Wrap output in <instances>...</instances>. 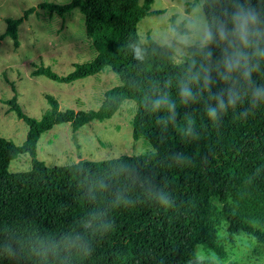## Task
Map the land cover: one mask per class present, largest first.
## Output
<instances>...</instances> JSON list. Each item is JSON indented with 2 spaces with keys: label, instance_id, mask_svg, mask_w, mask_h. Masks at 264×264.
Returning <instances> with one entry per match:
<instances>
[{
  "label": "trees",
  "instance_id": "obj_1",
  "mask_svg": "<svg viewBox=\"0 0 264 264\" xmlns=\"http://www.w3.org/2000/svg\"><path fill=\"white\" fill-rule=\"evenodd\" d=\"M221 2L203 0L205 12L218 10ZM251 2L264 10V0ZM153 3L41 4L61 16L78 9L95 56L73 64L66 75L43 64L31 74L72 83L110 69L119 84L104 91L96 109H61L47 94L49 107L39 119L25 114L15 97L4 101L27 133L20 144L0 136V264H215L202 255L205 248L221 249L220 229L250 234L264 246V107L241 118L245 101L213 122L206 106L215 101L202 82L192 85L197 99L184 104L179 82L187 64L138 33L144 17L159 13ZM21 22L6 19L4 35L15 46ZM135 45L144 49L143 60L135 58ZM195 59L199 64L202 57ZM254 79L264 83L262 74ZM223 86L218 81L213 89ZM161 95L175 101V121L153 107ZM126 100L136 106L132 137L143 138L147 152L54 166L37 157L41 136L55 125L68 123L76 131L110 119ZM22 156L30 157L29 169L11 171V162ZM162 196L169 205L160 202ZM7 245L14 255L7 254Z\"/></svg>",
  "mask_w": 264,
  "mask_h": 264
},
{
  "label": "rangeland",
  "instance_id": "obj_2",
  "mask_svg": "<svg viewBox=\"0 0 264 264\" xmlns=\"http://www.w3.org/2000/svg\"><path fill=\"white\" fill-rule=\"evenodd\" d=\"M69 1L0 0V136L17 144L25 139L27 125L8 111L6 99L15 97L25 114L39 119L49 107L47 94L58 100L61 109H96L101 105L104 91L119 84L110 69L72 83L31 74L36 66L43 64L59 75H66L72 71L73 64L95 56L84 33V16L78 9L61 16L41 6L44 2L64 4ZM194 2L196 0H154L151 9L159 13L139 22L141 40L146 41L148 36L154 39L166 26L186 14ZM7 18H22L17 29V46L12 38L4 35ZM135 107L133 101L126 100L110 119L92 121L76 131L68 123L55 125L41 136L37 157L54 166L80 159L98 161L147 152L146 141L132 137ZM29 167L28 156L18 157L10 164L11 171ZM218 236L221 249L205 248L202 256L211 258L215 264H264V246L252 235H231L220 229Z\"/></svg>",
  "mask_w": 264,
  "mask_h": 264
},
{
  "label": "clouds",
  "instance_id": "obj_3",
  "mask_svg": "<svg viewBox=\"0 0 264 264\" xmlns=\"http://www.w3.org/2000/svg\"><path fill=\"white\" fill-rule=\"evenodd\" d=\"M154 41L168 49L174 59L187 64L179 82V97L184 104L197 99L199 90L194 92L192 85L202 82L209 99L215 101L206 106L211 121L245 101L241 118H247L252 108L264 107V83L254 79V74L264 75V10L251 0H222L219 9L212 13L205 12L203 0H196L186 14L156 34ZM133 52L136 59H144L141 46L135 45ZM197 56L202 57L199 64ZM218 81L224 86L214 90ZM152 105L168 113L163 119H177L176 103L171 97L158 96ZM160 202L170 204L163 196ZM6 251L9 256L15 254L11 245L6 246ZM85 254L90 255L91 249L85 248Z\"/></svg>",
  "mask_w": 264,
  "mask_h": 264
}]
</instances>
